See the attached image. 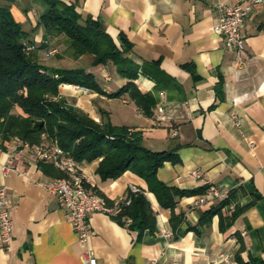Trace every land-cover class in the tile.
I'll return each mask as SVG.
<instances>
[{"label":"crops","instance_id":"obj_1","mask_svg":"<svg viewBox=\"0 0 264 264\" xmlns=\"http://www.w3.org/2000/svg\"><path fill=\"white\" fill-rule=\"evenodd\" d=\"M60 1L74 6L83 18L100 20L120 48L124 41L130 45L127 55L139 66L135 83L156 103L148 116L127 94L109 97L128 81L113 63L86 68L105 93L62 84L61 94L82 95L78 106L98 122L108 118L114 125L142 131L146 148L174 150L180 161L165 162L158 170L167 185H219L235 195L234 207L223 208L222 215L231 216L234 210L237 215L231 224L225 220L223 229L220 214L199 223L201 212L219 201L195 208L193 201L200 194L181 198L175 212L186 219L174 230L171 210L161 206L144 178L128 170L104 182L96 173L99 159L83 162L87 183L106 203L125 199L136 187L156 214L155 229L139 236L112 214L92 213L97 264H242L250 257L264 259V6H256L246 19L244 63H239L215 33L221 8L235 0ZM10 9L36 46L44 43L46 30L39 22L49 5L44 0H15ZM0 153V186L7 190L13 224L11 250L0 240V264H84V246L67 208L39 183L55 176L42 167L51 163L16 141ZM8 158L15 170L6 175L2 165ZM194 169L201 171L200 178L192 175ZM162 229L173 236H163Z\"/></svg>","mask_w":264,"mask_h":264},{"label":"trees","instance_id":"obj_2","mask_svg":"<svg viewBox=\"0 0 264 264\" xmlns=\"http://www.w3.org/2000/svg\"><path fill=\"white\" fill-rule=\"evenodd\" d=\"M14 1L0 0V149H6L15 136L33 145L40 143L42 135L46 134L79 163L99 159L96 173L104 182L116 180L126 171H132L145 179L161 206L171 210L170 222L172 228L177 229L186 219L184 214L175 212L178 201L185 196L203 194L208 187L182 189L160 180L158 170L165 162L180 161L174 150L146 148L142 131L128 125H114L108 118L98 122L68 104L60 92L63 83L100 93L105 91L96 76L84 67L55 68L50 72L34 56L39 48L46 46L48 35L64 34L76 56L90 54L92 65L113 63L117 73L128 80L116 92L108 93L109 97L127 94L145 115L150 116L156 100L151 93L142 92L135 83L139 66L127 55L130 45L124 41L125 47L120 48L100 20L91 16L83 18L74 6L60 0H44L49 10L41 16L39 24L45 28L46 35L44 43L36 46L31 33L24 30L11 12L10 4ZM15 108H20L24 115L14 114ZM42 167L51 170L55 176L64 175L52 164L43 163ZM234 197V192L230 191L227 198L202 211L199 223H208L214 215L220 214L222 229L225 220L231 224L237 210L226 218L222 210L234 201ZM115 204L114 201L107 203L111 207ZM112 216L120 224L137 231L139 236L156 227V214L142 191H129L127 197L118 202ZM241 249H244L243 245ZM242 264H264V259L250 257Z\"/></svg>","mask_w":264,"mask_h":264},{"label":"built area","instance_id":"obj_3","mask_svg":"<svg viewBox=\"0 0 264 264\" xmlns=\"http://www.w3.org/2000/svg\"><path fill=\"white\" fill-rule=\"evenodd\" d=\"M256 6H264V0H235L234 5L221 8L219 21L215 27V33L220 36L226 48L237 54L239 63H244L243 53L245 49L246 35L244 26L247 17ZM165 119L161 117V120ZM239 124V122H237ZM176 134V131H173ZM24 146L30 148L39 159L50 162L55 168L64 173L63 176H54L48 181L39 182L51 194L57 196L67 208L71 223L79 242L84 246L83 263L97 264V258L91 245L92 229L90 216L94 212L113 214L117 209L115 206H108L104 199L91 187H87L86 176L82 171L81 163L76 161L72 155L65 151L57 142H45L33 144L25 142ZM1 157V153H0ZM15 170L12 158H8L2 165L4 174ZM192 175L201 177V171L194 169ZM137 192L136 187H132ZM230 190L219 185H210L207 191L200 194L193 201V206L199 208L213 200H223L228 197ZM130 199L127 200V203ZM232 209L234 206L229 205ZM130 222V219L128 220ZM161 234L167 238L173 236L171 230L162 229ZM0 240L6 250H11L13 240V224L10 200L7 190L0 186ZM154 264H157L154 262ZM170 264H181L173 260Z\"/></svg>","mask_w":264,"mask_h":264},{"label":"rangeland","instance_id":"obj_4","mask_svg":"<svg viewBox=\"0 0 264 264\" xmlns=\"http://www.w3.org/2000/svg\"><path fill=\"white\" fill-rule=\"evenodd\" d=\"M49 36H50L49 42L47 41L46 46L44 48H39L35 52L34 56L41 64L47 66L50 72H52L51 70H54L55 68L76 69V68L84 67L86 69L91 66H96L91 64L92 56L90 54H82L80 56H76L75 49L70 46L69 40L64 34L49 35ZM63 84H71V83H63ZM61 96L64 99H66L68 104L74 106L75 108L83 111L84 113L90 116V114L87 111L80 108L77 104L78 100H80V97H82V95L76 96L74 98H67L62 94ZM13 113L16 115L19 114L24 115L23 111L20 108H15ZM11 141L21 142L23 145L25 143L21 138L17 136L13 137ZM45 142H57V141L55 139H51L48 135L43 134L42 141L37 144H42Z\"/></svg>","mask_w":264,"mask_h":264}]
</instances>
